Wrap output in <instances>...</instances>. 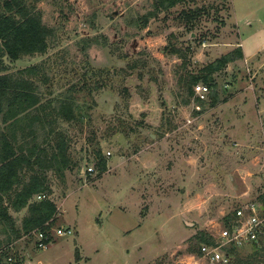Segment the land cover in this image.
<instances>
[{
    "label": "rangeland",
    "instance_id": "rangeland-1",
    "mask_svg": "<svg viewBox=\"0 0 264 264\" xmlns=\"http://www.w3.org/2000/svg\"><path fill=\"white\" fill-rule=\"evenodd\" d=\"M27 1L53 33L45 53L8 71L39 65L42 102L69 95L75 119L53 123L70 167L47 171L57 206L51 240L39 247L33 231H0V264L9 254L21 264H214L198 254L200 231L218 238L225 216L264 192V0H186L144 27L139 17L155 0ZM199 7L190 30L177 16ZM237 46L243 56L214 74L219 102L197 108L192 95L184 103L180 55L195 72ZM48 127H37L40 146ZM10 213L20 226L26 209ZM58 227L72 233L57 235ZM257 250L240 245L228 264H259Z\"/></svg>",
    "mask_w": 264,
    "mask_h": 264
},
{
    "label": "trees",
    "instance_id": "trees-1",
    "mask_svg": "<svg viewBox=\"0 0 264 264\" xmlns=\"http://www.w3.org/2000/svg\"><path fill=\"white\" fill-rule=\"evenodd\" d=\"M185 1L155 0L154 9L139 17L140 25L144 27L149 18L155 17L159 11H168ZM203 13L201 7L183 8L177 17L191 30ZM52 31V28L43 23L41 11L35 3L27 0H0V231L12 234L14 238L32 231H41L47 236L46 243L51 240L48 230L57 212L55 202L48 198L51 188L47 171L54 170L63 175L64 170L70 167L66 137L53 123L57 119H75L74 101L69 95H65L54 103L42 102L34 79L45 77L37 64L20 69L16 74L8 70L10 63L22 56L45 53ZM166 50L181 54V50L173 45H168ZM4 55H7V63L3 59ZM180 56L183 57L181 68L184 72L179 74L178 83L186 89L188 97L184 103H188L189 97L193 95V85L202 82L210 88V100L196 98V101L199 105L208 102V106L213 107L219 102L218 94L212 92L217 85L214 74L223 70L229 62L242 57L243 52L237 46L195 72L184 70L187 65L185 54ZM49 106L50 109L46 111ZM32 109L36 110L33 114L30 113ZM45 125H49L43 139L47 146H40L37 127L41 129ZM19 133L23 141H19ZM24 137H30V141L27 142ZM95 154L98 157L95 166L99 174H102L107 169L106 159L101 155L100 149ZM37 194H45L47 197L37 200ZM259 197L264 200V194ZM23 208L26 209V214L22 217L21 225L17 226L10 210L20 211ZM231 214L225 216L226 224ZM197 239L198 254H202V244H213L215 240L211 234L202 231ZM235 249L231 247L228 250L234 252Z\"/></svg>",
    "mask_w": 264,
    "mask_h": 264
},
{
    "label": "built area",
    "instance_id": "built-area-1",
    "mask_svg": "<svg viewBox=\"0 0 264 264\" xmlns=\"http://www.w3.org/2000/svg\"><path fill=\"white\" fill-rule=\"evenodd\" d=\"M193 95L196 98L206 100L209 98L210 88L205 83L199 82L193 85ZM197 107V106H196ZM199 108V104L198 107ZM93 171V167H88L86 172ZM264 194V192H263ZM47 197L45 194H37V200ZM219 230L218 238L214 237L213 244H202L200 247L201 253L211 263L228 264L231 256L229 248H237L243 244L261 246L264 240V200L257 197L255 200L242 202L236 209L233 210L227 224ZM37 234V244L39 247H44L48 243L45 242L47 236L41 231H33ZM72 233L71 228L58 227L55 234L64 235ZM8 264H21L13 255L9 254L6 257ZM264 264V259L259 262Z\"/></svg>",
    "mask_w": 264,
    "mask_h": 264
},
{
    "label": "crops",
    "instance_id": "crops-1",
    "mask_svg": "<svg viewBox=\"0 0 264 264\" xmlns=\"http://www.w3.org/2000/svg\"><path fill=\"white\" fill-rule=\"evenodd\" d=\"M253 249L257 250L259 248V246H256V245H251ZM260 248L262 250H264V244H262V246H260ZM258 251V250H257Z\"/></svg>",
    "mask_w": 264,
    "mask_h": 264
},
{
    "label": "water",
    "instance_id": "water-1",
    "mask_svg": "<svg viewBox=\"0 0 264 264\" xmlns=\"http://www.w3.org/2000/svg\"><path fill=\"white\" fill-rule=\"evenodd\" d=\"M3 59H4V61L7 63L8 62V60H7V55H4L3 56Z\"/></svg>",
    "mask_w": 264,
    "mask_h": 264
}]
</instances>
